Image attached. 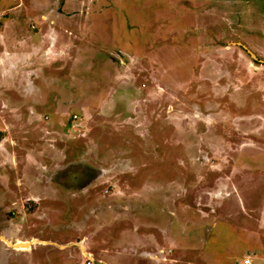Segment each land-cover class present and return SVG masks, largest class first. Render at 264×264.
<instances>
[{"label":"rangeland","instance_id":"374dc122","mask_svg":"<svg viewBox=\"0 0 264 264\" xmlns=\"http://www.w3.org/2000/svg\"><path fill=\"white\" fill-rule=\"evenodd\" d=\"M86 257L264 264V0H0V264Z\"/></svg>","mask_w":264,"mask_h":264},{"label":"water","instance_id":"95a60500","mask_svg":"<svg viewBox=\"0 0 264 264\" xmlns=\"http://www.w3.org/2000/svg\"><path fill=\"white\" fill-rule=\"evenodd\" d=\"M252 58H254L256 60L255 56H253V55H252ZM17 242L18 241H16L15 243L11 244V243L6 241V244L9 245L13 249H18V248L26 247V245H28L29 241H21L22 242L21 244H19Z\"/></svg>","mask_w":264,"mask_h":264},{"label":"flooded vegetation","instance_id":"af4514ba","mask_svg":"<svg viewBox=\"0 0 264 264\" xmlns=\"http://www.w3.org/2000/svg\"><path fill=\"white\" fill-rule=\"evenodd\" d=\"M237 45L239 46V47H241L242 49H244L249 55H253V53L251 52V51H249L248 49H247V47H245L244 45H242V44H240V43H237ZM253 56H255V55H253ZM171 243V242H170ZM174 242L172 241V244H173ZM170 246H172V245H170ZM176 245H175V243L173 244V247H175ZM172 261H174V260H172ZM251 261V260H250ZM251 264H252V262H251Z\"/></svg>","mask_w":264,"mask_h":264},{"label":"built area","instance_id":"2783aa9c","mask_svg":"<svg viewBox=\"0 0 264 264\" xmlns=\"http://www.w3.org/2000/svg\"><path fill=\"white\" fill-rule=\"evenodd\" d=\"M74 119H76V116H73ZM90 258L89 257H86V261L88 262V264H90ZM242 264H251V261L249 258H246L243 260Z\"/></svg>","mask_w":264,"mask_h":264},{"label":"bare ground","instance_id":"6f19581e","mask_svg":"<svg viewBox=\"0 0 264 264\" xmlns=\"http://www.w3.org/2000/svg\"><path fill=\"white\" fill-rule=\"evenodd\" d=\"M33 241H35V240H33ZM29 242H32V241H29ZM17 243L21 244L22 242H17ZM33 244H35V243H33ZM26 248H28V245H26V247H22V248H18V249L20 250V249H26Z\"/></svg>","mask_w":264,"mask_h":264},{"label":"crops","instance_id":"0c3cea01","mask_svg":"<svg viewBox=\"0 0 264 264\" xmlns=\"http://www.w3.org/2000/svg\"><path fill=\"white\" fill-rule=\"evenodd\" d=\"M22 250H24V249H22Z\"/></svg>","mask_w":264,"mask_h":264}]
</instances>
